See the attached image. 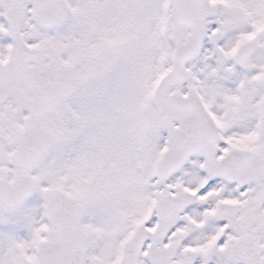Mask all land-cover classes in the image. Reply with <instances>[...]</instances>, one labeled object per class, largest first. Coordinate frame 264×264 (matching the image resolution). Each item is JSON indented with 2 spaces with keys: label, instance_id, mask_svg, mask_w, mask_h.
Returning <instances> with one entry per match:
<instances>
[{
  "label": "snow or ice",
  "instance_id": "1",
  "mask_svg": "<svg viewBox=\"0 0 264 264\" xmlns=\"http://www.w3.org/2000/svg\"><path fill=\"white\" fill-rule=\"evenodd\" d=\"M0 264H264V0H0Z\"/></svg>",
  "mask_w": 264,
  "mask_h": 264
}]
</instances>
